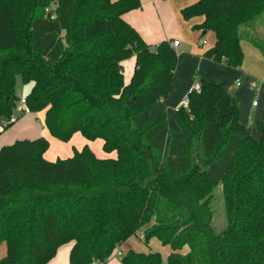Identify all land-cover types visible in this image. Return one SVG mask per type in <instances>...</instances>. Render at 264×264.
Here are the masks:
<instances>
[{"label":"trees","instance_id":"obj_1","mask_svg":"<svg viewBox=\"0 0 264 264\" xmlns=\"http://www.w3.org/2000/svg\"><path fill=\"white\" fill-rule=\"evenodd\" d=\"M141 0H0V121L18 105L17 78L33 83L32 112L62 141L80 132L102 139L48 160L45 136L0 148V264H48L73 241L70 264H105L144 229L171 247L129 249L123 264H264V112L259 138L233 102L217 117L226 84L202 80L175 111L154 112L172 87L178 53L170 40L149 44L124 14ZM194 29L214 32L204 57L232 67L243 41L264 55V0H196L181 10ZM135 58L126 81L123 61ZM264 91V86H263ZM222 187L227 225H214ZM185 249V250H184Z\"/></svg>","mask_w":264,"mask_h":264},{"label":"rangeland","instance_id":"obj_2","mask_svg":"<svg viewBox=\"0 0 264 264\" xmlns=\"http://www.w3.org/2000/svg\"><path fill=\"white\" fill-rule=\"evenodd\" d=\"M263 20L260 19L262 26L264 23V16L262 18ZM191 22V31L192 28H194V25L196 23H200L202 21L201 17H194L189 20ZM261 37H264V33L260 32ZM215 37L214 32L208 31V33L205 36H201V33L198 34L197 37L193 36L191 38V42L189 43L187 41L183 42V46H187L185 49L190 55H193L195 58L198 59L200 62L199 65L195 63L194 61L196 60H190V58H183L181 62V67H179V74L178 72V65L175 71V74H177L176 80H174L173 76V81H172V87L171 91L167 97L166 100H163L165 103V112L168 115L169 119V128L172 129L177 125L176 123V118H175V112L172 111L170 108L172 106L173 100L180 94L181 89L183 85L187 82V80L191 79V82L195 80V73L200 72L201 76L203 79L201 80H207L208 82L210 81L206 76L212 78V79H217L220 77L226 78L222 82H212V83H223L225 82L226 84V89L231 84L233 81L236 80V78H240L241 82L239 85H237L236 88H243L240 89L237 93L235 94L237 89H233L232 91H226L222 97L223 101H230V104L233 102H236L238 105L239 101L247 108L250 101H259L261 102V106L259 107L263 111V104H264V91H263V86H264V55L260 51L259 48L254 46V44L248 42V41H243V50H244V61L241 66V68L245 71L241 74L238 75L237 73L233 74L232 70L235 69V71H238L236 67H228L224 68V70H220L219 66L217 63L211 64L209 63L210 61L205 60L204 53L201 51H195L196 48L191 47L193 45H196L198 48H202L201 46V41L203 39H207L208 45L205 44L204 47L209 46L213 42V38ZM154 46V44H152ZM250 45V46H249ZM255 47H253V46ZM253 47L258 51L260 54L261 60H258L254 54H251L248 52L249 50L247 47ZM183 47L180 48V50ZM181 52L179 51V55ZM203 62L201 63V59H203ZM208 59V58H207ZM213 61V60H212ZM179 63V59H178ZM224 67V66H222ZM204 68V69H203ZM204 70H206L207 74L204 73ZM174 74V75H175ZM247 74H253L257 78V87L258 90L256 92H253L251 90L252 86V80H246ZM238 75V76H237ZM236 83V81H235ZM247 86V89H246ZM33 87V83L28 82L25 83L22 81L20 77L17 78V83H16V96L18 98V105L14 109L13 116L11 117L14 118V122L10 125L7 126L6 128H1L2 123H7L6 119H2L0 121V143L5 144H10L13 143L15 140L19 138H33L34 134H39L41 136L42 133H44L46 138L50 142V146L48 150L46 151V158L48 160H56L57 158H65L67 156H71L76 149H81L85 144H88L93 151L100 157H115L116 152H106L103 149V140L98 138L95 140H87L80 132L74 134L70 140L68 141H62L59 140L55 137H53L46 126L44 125V112H32V111H27L25 113H22L18 110V106H20V101L21 98H27L29 96L31 90ZM191 88L189 89V91ZM175 94L174 98H170V95L173 93ZM187 95V94H186ZM185 95V96H186ZM171 99V100H169ZM221 99V100H222ZM174 106V105H173ZM239 109L240 106L238 105ZM258 109V107H257ZM218 110V108H217ZM222 114L218 111L217 117L221 118ZM240 117H241V112H240ZM251 124V123H250ZM178 126V125H177ZM256 129V128H255ZM42 132V133H41ZM38 135V136H39ZM213 209H214V225L217 226L218 230H221L225 228L227 225V220L225 216V210H224V204H223V193H222V187L218 186L216 190L214 191V198H213ZM144 229L138 232V234L128 238L124 242V248H131L136 251H142V252H148V251H157L161 254L162 260L167 261V258L171 252V247L168 245H163V243L157 238L153 237L151 238L148 242L144 239ZM2 248V247H1ZM122 249V248H121ZM115 258L117 261L120 262V257L116 254Z\"/></svg>","mask_w":264,"mask_h":264},{"label":"crops","instance_id":"obj_3","mask_svg":"<svg viewBox=\"0 0 264 264\" xmlns=\"http://www.w3.org/2000/svg\"><path fill=\"white\" fill-rule=\"evenodd\" d=\"M195 1L196 0H141L142 5L140 8L128 11L124 14V18L131 25H133L138 30V32L143 36V38L151 45L152 44L156 45L163 40H170V41L179 40L180 41V43L176 49V51L178 53V59H179V63H177V65H178V71H177L178 73L177 74H179V67H181V62H182L183 58H190V60L192 59L193 61L196 60L194 62L197 63L198 65L200 63L197 58H195L193 55H190L185 50L187 48V46H185V45L183 46V42H185V41H187L188 43H189V41L191 42L190 37H193V36L197 37L198 34H200V33H201V36H203L202 30H197V29L192 28L193 31H191V29H190L191 28V22L189 20H186L183 17L182 12H181L183 7L194 3ZM201 19H203V18L201 17ZM204 40H206V43H203ZM200 43L202 45L201 49L196 47V45H193L191 47L196 48L195 51L199 50V51L204 53V52H206V50L208 48H210L211 46L214 45L215 37L213 38V42L209 46L204 47L205 44L208 45L207 39H203ZM242 44H243V42H242ZM249 46L247 47V49L249 50L248 52H250L251 54H254L258 60H261V58L259 56L260 54L258 53V51H256V49H254L255 47L253 45L252 46L254 48L249 47ZM181 47H183V48L180 50ZM242 47H243V45H242ZM179 51L181 52L180 55H179ZM204 58H205V60L210 61L209 63L213 62L211 64L217 63L218 65H220L219 66L220 70L221 69L224 70V68H228V67L232 68V66H229V65H226L223 63H219L216 61H212L211 59H207L206 57H204ZM204 58L201 59L202 60L201 63L203 62ZM123 66H124V73H125L126 81H129V79L131 78V75L133 73V70H134L135 58L132 57L130 59L124 60ZM222 66H224V67H222ZM237 69H239V70L238 71H235V69L232 70V73L233 74L237 73L238 75H241L245 71V69L243 70L241 67H238ZM204 73L207 74L206 70H204ZM174 74H175V72H174ZM177 74L174 75V80H176ZM206 77L212 82H222L226 79L224 77L223 78L220 77L217 79H212L208 76H206ZM246 78H247L246 80H248V81L252 80L253 85H251L252 86L251 90L253 92H256L258 90V87L256 86L258 84L256 76H254L253 74H247ZM201 79H203V78H202L200 72L195 73V80H199L201 82L202 81ZM238 80L241 82L240 78H236V80H235L236 83H235V81H233L231 84H229L226 91H232L233 89H237L235 92V94L237 95L238 91L240 89H243V88H240V89L236 88L237 85L240 84V83L237 84ZM193 82H191V79H189L183 85L180 94L172 102V106L170 108L172 111H174V108L181 103V101L185 97V95L189 94V92H190L189 89L192 87ZM246 89H247V86H246ZM174 97H175V94L173 91V93L170 95V98H174ZM221 99L217 104V108H218V111L223 115V114L230 111L233 103L230 104V101L227 102V101H223V99L222 100ZM169 100H171V99H169ZM253 102L251 100L247 108L240 101L238 102L239 103L238 105L240 106V112H241L240 120L244 124L251 126L252 134L255 137L259 138L260 134H259V131L257 128V123L259 121H261L263 118L264 104H263V111H262V109L259 108L261 106V102L257 101L258 102L257 105H254ZM164 104L165 103L163 102V100L159 101L154 108V112L164 111L166 109ZM257 107H258V109H257ZM221 116H219V117H221ZM177 125H178V123H177ZM177 125H175V127L170 129V130L172 132L180 131V126L179 125L177 126ZM34 135H36V136H34L33 138L40 136L38 133L34 134ZM41 136H46V135L44 133H42ZM19 139H21V138H19ZM3 143H5V142H3ZM3 143L2 142L0 143V148L4 145ZM73 244H74V242L71 241V242H68V243L60 246L58 251H57V254L55 255L54 258H52L50 260V262L48 264H70V252H71V249L73 247ZM123 246H124V243L119 245L118 248L113 253V255L110 256V258L107 260V262L105 264H123L121 262V260L119 262L115 258L117 251H121L122 253H125L129 249H131V248H124L123 249ZM6 253H7V244H6V242H3L0 244V258L5 256Z\"/></svg>","mask_w":264,"mask_h":264},{"label":"built area","instance_id":"obj_4","mask_svg":"<svg viewBox=\"0 0 264 264\" xmlns=\"http://www.w3.org/2000/svg\"><path fill=\"white\" fill-rule=\"evenodd\" d=\"M180 41L179 40H173L171 41V46L176 50L178 45H179ZM203 43H206V40L203 41ZM240 81L238 80L237 81V84H239ZM191 91H196V92H201L202 91V84L199 80H194V82L192 83V87H191ZM188 103H189V98H188V95H186L181 103L176 106L174 108V111H178L180 107H187L188 106ZM254 105H257L258 102L257 101H254L253 102ZM18 110L22 113H25L27 112L29 109L27 107V101L25 98H21V101H20V106H18ZM10 122H14V118L10 119ZM6 123H2V126L1 128H4V125ZM116 254L118 255V257H121L123 255V253L121 251H117Z\"/></svg>","mask_w":264,"mask_h":264}]
</instances>
